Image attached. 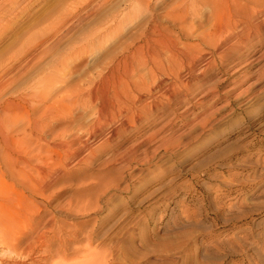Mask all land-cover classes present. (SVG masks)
Returning <instances> with one entry per match:
<instances>
[{"label":"rangeland","instance_id":"374dc122","mask_svg":"<svg viewBox=\"0 0 264 264\" xmlns=\"http://www.w3.org/2000/svg\"><path fill=\"white\" fill-rule=\"evenodd\" d=\"M13 1L0 0V125L43 121L33 136L49 159L10 162L29 191L0 156V210L25 211L6 235L31 223L42 264H264V11L224 0L234 32L216 51L200 40L215 26L201 0L189 32L175 13L193 0ZM125 59L128 74L104 83Z\"/></svg>","mask_w":264,"mask_h":264},{"label":"bare ground","instance_id":"6f19581e","mask_svg":"<svg viewBox=\"0 0 264 264\" xmlns=\"http://www.w3.org/2000/svg\"><path fill=\"white\" fill-rule=\"evenodd\" d=\"M9 1H11V0H9ZM13 1V0H12ZM71 1V0H70ZM74 1V0H73ZM77 2L76 3H81V1L82 0H80L79 2H78V0H76ZM83 1H85V0H83ZM137 1V0H136ZM202 2L201 3H203L204 5H207V6H209L210 7V9H211V15H212V17H213V20L215 21V26H214V29L213 30H211V31H209V37L207 38L206 37V35L205 34H203V36H201V38H200V40H202V41H207L208 43H209V45H213V41H214V38L216 39V38H218V42H215L214 43V49L217 51V50H219V49H221L222 48V46H223V44H224V42L226 41V39H228L229 38V36L231 35V34H233L232 32H234V31H232L231 32V30L229 31V30H227V28H225V27H223V26H220L221 25V23H223V21L224 22H226L225 20H226V18H224V15H223V11H226V9H227V5L225 6V2H224V0H201ZM249 1V0H248ZM248 1L246 2V4H245V6L247 7V9H250V10H252V12H253V14H252V16H255V14L254 13H257V12H263L264 11V7H261V5H258V4H260V3H257L258 1H256L255 0V2H252L251 4H249L248 3ZM13 2H16L15 0L13 1ZM68 3H69V0H68ZM75 3V2H74ZM83 3V2H82ZM72 4V3H71ZM70 4V5H71ZM138 4V3H137ZM143 4V3H142ZM69 5V4H68ZM194 5H196V0H193V2H191V3H188V4H186L184 7H181L182 9H178L177 10V12L175 13V16H176V19H178L179 21H180V27L181 28H185L186 27V25L184 24V18H185V16L187 15V10L188 9H191V10H193L192 8L193 7H195ZM263 5V4H262ZM260 6V7H259ZM71 7V6H70ZM229 7V6H228ZM243 7H244V4H243ZM95 8H96V6H95ZM95 8H92V9H95ZM259 8H261V9H259ZM72 9V8H71ZM74 9V8H73ZM91 9V10H92ZM244 9H246L245 7H244ZM69 10V9H68ZM140 10H142L141 8H140ZM175 12V11H174ZM246 12H247V10H246ZM245 12V13H246ZM192 13V12H191ZM195 13H196V11H195ZM59 14V13H58ZM237 14V13H236ZM57 16V15H56ZM200 16V15H199ZM244 16V15H243ZM260 16V15H259ZM195 17V16H194ZM196 17H198V16H196ZM7 18V17H6ZM62 18V17H61ZM174 18V17H173ZM244 18V17H243ZM243 18H241L242 20H243ZM8 19V18H7ZM64 19V18H63ZM234 19V18H233ZM65 20V19H64ZM247 20L248 19H246V22H247ZM264 20V19H263ZM52 21V20H51ZM61 21V20H60ZM48 23V22H47ZM46 23V24H47ZM50 23V22H49ZM62 23V22H61ZM227 23V22H226ZM238 21L236 22L235 21V25H236V27H237V25H238ZM224 24V23H223ZM246 24V23H245ZM258 24H260V22L258 23ZM7 25H8V23H7ZM48 25V24H47ZM54 25V24H53ZM179 25V24H178ZM261 25H263V23L261 24ZM260 25V26H261ZM78 26V25H77ZM190 26H191V23H190ZM73 27V26H72ZM179 27V28H180ZM233 27V26H232ZM249 27V26H248ZM191 28L192 27H189V26H187L185 29L189 32L190 30H191ZM230 29V28H229ZM246 29V28H245ZM74 30V29H73ZM193 30V29H192ZM207 30V29H206ZM235 30V29H234ZM181 31V30H180ZM239 31V30H238ZM54 32V31H53ZM193 32V31H192ZM191 33V32H190ZM203 33H205V32H203ZM226 33V34H225ZM36 34V33H35ZM93 34H95V33H93ZM207 34H208V31H207ZM5 35V34H4ZM91 35V34H90ZM31 38V37H30ZM30 38H28V39H30ZM33 39H35V38H33ZM237 39V38H236ZM38 40V39H37ZM59 40H61V39H59ZM30 41V40H29ZM33 41V40H32ZM35 41V40H34ZM55 42V41H54ZM56 42H57V40H56ZM39 43V42H38ZM40 44V43H39ZM28 45V44H27ZM30 45V44H29ZM37 45V44H36ZM43 45V44H42ZM52 45V44H51ZM50 45V46H51ZM56 46H57V44H55ZM200 45V44H199ZM208 45V44H207ZM24 46V45H23ZM31 46V45H30ZM48 46V45H47ZM50 46H49V48H50ZM53 46V45H52ZM29 47V46H28ZM33 47H36V46H33ZM38 47V46H37ZM42 47V46H41ZM193 47H194V49L196 50H199L200 48H199V46L198 45H193ZM26 48V47H25ZM24 48V49H25ZM140 49H141V47H139ZM27 49H29V50H27L28 52L30 51V47L29 48H27ZM41 48H39V51L41 52L42 50H44V49H42V50H40ZM46 49V48H45ZM202 49V48H201ZM213 49V50H214ZM233 49V48H232ZM46 50H48V49H46ZM39 51H37L36 52V54L37 53H39V54H37V55H39V57H40V54H42L43 53V51L40 53ZM45 51V50H44ZM139 51V49L138 48H136L135 49V51L133 52V53H131V59L133 58V59H135V57H136V54H139L140 52H138ZM141 51V50H140ZM187 51V50H186ZM47 52V51H46ZM46 52H44L43 53V56L45 55V53ZM138 52V53H137ZM182 52V51H181ZM205 52H207V51H205ZM219 52V51H218ZM153 53V52H152ZM208 53V52H207ZM186 55L187 57H188V55L186 54V52L184 53L183 52V55ZM194 54V53H193ZM212 54V53H211ZM35 55V54H34ZM218 55H219V53H218ZM43 56H41V58L43 59ZM189 56H190V54H189ZM205 56V55H204ZM225 56H226V54H225ZM33 57V56H32ZM36 57V56H35ZM64 57V56H63ZM177 57V56H176ZM193 57H196V56H193ZM227 57V56H226ZM11 58H14V57H12L11 56ZM186 58V57H185ZM221 60H220V64H222L223 63V61L224 60H226V59H224V56H221V57H219ZM30 59V58H29ZM40 59V58H39ZM179 59V58H178ZM181 59V58H180ZM193 59V58H192ZM191 59V60H192ZM34 60V59H33ZM127 60L128 59H125V60H123V61H121V62H119L118 64H117V68L116 69H112V72L110 73V74H106L104 77H103V81H104V83H107V84H109L110 83V79H112V80H115V77H116V73H117V75H119V76H121L122 74H123V72H125V73H127V71L125 70V71H123L122 73H121V63H124V66L126 67V64H128L127 63ZM177 60V59H176ZM209 60V59H208ZM62 61V60H61ZM64 61V60H63ZM206 61V60H205ZM27 62V61H26ZM33 62H35V61H33ZM190 63H191V61H190ZM189 63V64H190ZM225 63V62H224ZM30 64V63H29ZM29 64H28V66H29ZM206 64H208L207 65V70H211V67L213 68V67H217V69H218V65L219 64H216V61L214 60V59H212V60H210L209 62H207ZM13 66V65H12ZM26 66V65H25ZM196 66V65H195ZM30 68V67H29ZM220 68V67H219ZM125 69V68H124ZM200 69V68H199ZM204 70H205V68H203ZM202 69V70H203ZM216 69V68H215ZM192 70H194V69H192ZM213 70V69H212ZM120 71V72H119ZM200 71V70H199ZM207 72V71H206ZM213 72V71H212ZM20 73V72H19ZM202 73V75H203V71L201 72ZM204 73H205V71H204ZM52 74V73H51ZM61 74V73H60ZM128 74V73H127ZM197 74V73H196ZM3 76V75H2ZM142 76V75H141ZM205 76V75H204ZM41 78H42V76H41ZM40 78V79H41ZM142 78V77H141ZM29 79V78H28ZM120 79V78H119ZM14 80V79H13ZM142 80H143V78H142ZM103 81H102V83H103ZM127 82V81H126ZM137 82V81H136ZM115 83V82H114ZM34 86V85H33ZM104 86V85H103ZM115 85H113V87H114ZM136 86V85H135ZM41 88V87H40ZM116 88V87H115ZM138 88V87H137ZM185 88V87H184ZM3 89V88H2ZM114 89V88H113ZM117 89V88H116ZM98 90V89H97ZM115 90V89H114ZM31 91V90H30ZM95 91V90H94ZM124 91V90H123ZM132 91V90H131ZM39 92V91H38ZM106 92V91H105ZM129 92V91H128ZM138 92V91H137ZM170 92V91H169ZM174 92V91H173ZM179 92V91H178ZM31 93V92H30ZM34 93V92H33ZM101 93V92H100ZM111 93V92H110ZM172 93V92H171ZM29 94V93H28ZM94 94V93H93ZM116 94H118V93H116ZM173 94V93H172ZM178 94V93H177ZM172 95H170V97H171ZM29 97L31 98V99H35L37 96L35 95V94H29V96H24V95H22V96H20V97H18L19 98V100H18V103H17V106L19 107V108H22V109H26V107L28 106L27 105V103H28V101H29ZM40 97H42V96H40ZM120 97V96H119ZM167 97V96H166ZM121 98V97H120ZM126 98V97H125ZM38 99V98H37ZM91 99V98H90ZM101 99V98H100ZM115 99V98H114ZM173 99V98H172ZM39 100H41V99H39ZM63 100L64 99H62L61 100V102L63 103ZM103 100V99H102ZM138 100H139V98H138ZM169 100V99H168ZM36 101V100H35ZM42 101V100H41ZM120 102H121V100H119ZM128 101V100H127ZM132 101V100H131ZM131 101H130V103H131ZM101 102V101H100ZM125 102V101H124ZM133 102V101H132ZM14 101H12V102H6V106H5V108L3 109V111L4 112H6L7 111V109L9 108V107H13V105H14ZM115 103V102H114ZM126 103V102H125ZM59 104V103H58ZM57 104V105H58ZM135 104V103H134ZM134 104H133V106H134ZM137 104V103H136ZM30 105H32V104H30ZM44 105V104H43ZM103 105V104H102ZM105 105H106V103H105ZM118 105V104H117ZM127 105V104H126ZM129 105V104H128ZM41 106V105H40ZM59 106V105H58ZM101 106V105H100ZM124 106H125V104H124ZM123 106V107H124ZM131 107H132V105H130ZM32 107V106H31ZM51 107V106H50ZM49 107V108H50ZM101 107H103V106H101ZM120 107V106H119ZM30 108V107H29ZM48 108V107H47ZM63 108V107H62ZM105 108V107H104ZM126 108V107H125ZM128 109V108H127ZM134 109V108H133ZM21 110V109H20ZM112 110H113V108H112ZM129 110V109H128ZM135 110V109H134ZM42 111H47V109H44V110H42ZM49 111V110H48ZM105 111V110H104ZM124 111H125V109H124ZM123 111V112H124ZM132 111V110H131ZM36 112V111H35ZM44 112H42V113H44ZM52 111H50V113H51ZM101 112H102V109H101ZM129 112V111H128ZM7 113V112H6ZM47 114L46 115H44V117L45 116H48V113L49 112H46ZM118 113H120V112H118ZM132 113V112H131ZM9 114H10V112H9ZM58 114V113H57ZM135 114H136V112H135ZM49 115H51V114H49ZM134 115V114H133ZM31 116V115H30ZM29 116V117H30ZM43 116V115H42ZM120 116H121V114H120ZM29 117H28V119H29ZM32 117V116H31ZM50 117V116H49ZM33 118V117H32ZM34 118H35V116H34ZM41 118H43V117H41ZM35 119H37V118H35ZM47 119V118H46ZM32 120H34V119H32ZM41 120V119H40ZM99 121V120H98ZM104 121V120H103ZM0 122H2V121H0ZM5 122H6V120H5ZM45 122V121H44ZM33 123H34V125H35V127L34 126H32L33 125ZM30 122V124H29V126H27V129L26 130H24L23 132H18L17 134H13V131H11V130H9V129H4V127H3V125L1 124L0 125V156L3 158V159H5V160H7V162H6V166L8 167V169H9V171H10V173L12 174V176H20L21 178H23L24 180H21V181H17V183L19 184V183H21V185L23 186V188H25V189H28L29 191H33L34 190V185H33V181L31 180L32 178H27L28 176H26V175H21V174H19V171L17 170V168L16 167H13V166H11V164H10V162H12V163H14V164H16V163H18V162H20L21 164H22V166H23V168H33V167H36L35 166V164H36V162H42V159L43 158H45V159H49V153H48V147H47V145H45V144H47V143H45L43 140H42V138L41 139H38V137H36L37 138V141L41 144V147H40V149L38 148V150H35V148L33 147V143H34V136H33V130L34 131H37L38 133L39 132H42L43 131V121L42 122H40L39 120L38 121H34V122ZM129 123V122H128ZM28 127H29V134L26 132V131H28ZM44 127H45V125H44ZM31 132V133H30ZM37 133V134H38ZM35 135V134H34ZM58 135V134H57ZM34 137V138H33ZM40 138V137H39ZM57 138V137H56ZM34 139V140H33ZM60 139V141L62 140L61 138H59ZM64 142V141H63ZM62 143V142H61ZM60 143V144H61ZM65 143V142H64ZM144 143V142H143ZM58 144H59V142H58ZM59 144V145H60ZM37 145V144H36ZM62 145H65V144H62ZM61 146V145H60ZM59 147V146H58ZM37 148V147H36ZM60 148H63V146L62 147H60ZM42 154H44V155H42ZM42 156H44L43 158H41ZM14 161V162H13ZM39 165V164H38ZM41 167V166H40ZM45 168V167H44ZM42 169V168H41ZM46 170V169H45ZM28 171H30V170H28ZM42 171V170H41ZM43 172V171H42ZM41 172V173H42ZM44 173L45 172H43L42 174L44 175ZM58 173V172H57ZM52 174V173H51ZM48 175V174H47ZM47 175L45 176V178L47 179ZM41 177V176H40ZM33 179H34V177H33ZM43 179H44V177H43ZM1 181H2V178H0V183H1ZM42 181H40V183H41ZM47 182V181H46ZM45 182V183H46ZM44 183V181L41 183V184H43ZM47 184V183H46ZM51 184V183H50ZM45 185V184H44ZM46 186H49V185H46ZM3 186H1L0 185V192L3 190V188H2ZM5 189H6V187H4ZM39 188V187H38ZM40 189H42V190H45L44 188H42V186L40 187ZM37 191H39V190H37ZM37 191H35V192H37ZM43 192V191H42ZM41 193V192H40ZM44 193V192H43ZM24 209H26V208H24ZM24 211V210H23ZM26 211H28V210H26ZM20 213V212H19ZM19 213H16V212H14V209L13 208H11V210H10V212H8V210H0V244L4 247V248H6V249H8V250H10V252L12 253V254H10L9 255V257L7 258V257H2L1 256V253H0V264H42V263H44V262H42V259L40 258V257H38V258H36V256H35V253H36V246H34L33 245V242H34V236H33V229H34V227H33V225L30 223V226H28V228H27V230L25 229V232L22 234V235H19V236H12V235H10L9 233V235L7 236L6 235V233L8 232L7 230H9V228H10V226H11V224H14V223H16L15 222V219H16V217H19L20 215H19ZM23 213H25V211L23 212ZM22 212L20 213V214H23ZM28 215V214H27ZM22 217V216H21ZM29 224V223H28ZM47 224V223H46ZM53 224V223H52ZM52 224H50V225H52ZM44 227H45V225H44ZM49 227V226H48ZM51 227V226H50ZM46 229H47V226L45 227ZM7 229V230H6ZM50 229V228H49ZM45 230V229H44ZM53 231H54V229H53ZM4 234V235H3ZM12 236V237H11ZM38 235H36V237H37ZM39 237H42L43 239H45L43 242V244H42V246H44V249H43V252H47V251H49V249H50V240H48V238L46 239V238H44V237H47V235H46V230L45 231H43V232H41L40 234H39ZM38 237V238H39ZM55 237V236H54ZM61 245L63 246L64 245V242L61 240ZM67 245V244H66ZM89 245V244H88ZM61 246H59V248H60ZM5 249V250H6ZM59 251H61V248L59 249ZM41 254V253H40ZM47 254V253H46ZM38 256V255H37ZM40 256V255H39ZM86 262H89V261H86ZM69 264V263H68Z\"/></svg>","mask_w":264,"mask_h":264}]
</instances>
